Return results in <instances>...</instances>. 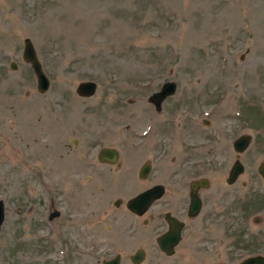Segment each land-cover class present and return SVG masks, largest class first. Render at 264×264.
<instances>
[{
    "label": "rangeland",
    "instance_id": "1",
    "mask_svg": "<svg viewBox=\"0 0 264 264\" xmlns=\"http://www.w3.org/2000/svg\"><path fill=\"white\" fill-rule=\"evenodd\" d=\"M26 37L50 80L44 93L21 57ZM86 80L95 94L77 95ZM167 80L176 92L156 108L148 96ZM189 131L208 176L219 181L238 156L245 170L231 187L264 195V0H0V264H101L115 254L134 264L137 248L139 264L264 255L259 208L236 222L243 243L227 257L220 244L183 243L167 256L155 240L161 216L148 224L151 212L125 207L148 183L138 177L145 161L151 181L176 172ZM241 134L252 139L237 155ZM103 147L118 150V163L97 160Z\"/></svg>",
    "mask_w": 264,
    "mask_h": 264
},
{
    "label": "flooded vegetation",
    "instance_id": "2",
    "mask_svg": "<svg viewBox=\"0 0 264 264\" xmlns=\"http://www.w3.org/2000/svg\"><path fill=\"white\" fill-rule=\"evenodd\" d=\"M166 98H168V96ZM164 100H162V102ZM161 103L159 105H161ZM152 104H154L156 108L160 107H158V105H156L154 102H152ZM187 136L188 143L185 146L184 154L179 161L178 169L176 170V172L173 170L174 173L173 171H166V181H164V183L163 181H151L152 179H150V177L152 176V174H154V166L149 160L145 161L139 168L140 172V169L144 164L149 165V172L146 177L142 178L140 177V175L138 176L140 180L148 182L145 187L140 190V192L154 185L161 184L164 187V193L162 194V196L159 199L155 200L141 215L130 212L128 209L127 210L136 217H143L151 212V219L149 221L148 219H146L148 221V224L150 223V221L155 220L156 216H161L163 221L162 226L164 227V229L158 234L155 240L159 250L165 255L167 254L160 249L157 239L162 234L169 232L172 225H179V240L173 246V252L171 255L175 253L176 248L180 243L184 244L186 250L192 248V244H195L203 250L209 249L212 244H220L224 249L226 256L233 257L236 246L237 248H240V245H242L243 243V241H234L235 224L238 220L247 218V216H249L248 212L250 210L259 208V211H264V195H261L259 193L251 194L254 189L253 191L249 189L250 193L244 194L231 187L239 180L238 178L241 175L240 174L232 183H229L227 181L229 172L234 162L237 159L240 160L238 156L234 159L226 174H224V176L221 175L219 181L215 180L212 176H208L205 173V170H208L209 167H205L203 165L202 158L199 156V154H197L198 147L195 145L196 142H189V140L192 139L191 137L195 136V134L193 135L189 131V133H187ZM234 140L232 141V149L237 155H239L240 153L236 152L234 149ZM175 174L176 176H178L175 177ZM242 184L245 185L246 182L242 181ZM140 192L133 196L138 195ZM161 199H164L163 205H160L162 211L155 212L154 210H152V208ZM51 205L53 206V201H51ZM53 213H56L55 208H53L48 214V218L50 220ZM254 219L255 222H262L261 218H259L258 215L255 216ZM139 249L143 250L144 252V257L142 259L143 261L145 258V250L143 248H137L133 252V254ZM133 254L129 256L130 260ZM256 254L261 253H248L247 256L243 257L241 260L248 256ZM39 259L40 264H43L42 258L39 257ZM241 260H239L235 264L239 263ZM53 263L57 264L56 261H52V264Z\"/></svg>",
    "mask_w": 264,
    "mask_h": 264
},
{
    "label": "water",
    "instance_id": "3",
    "mask_svg": "<svg viewBox=\"0 0 264 264\" xmlns=\"http://www.w3.org/2000/svg\"><path fill=\"white\" fill-rule=\"evenodd\" d=\"M21 57L24 62L29 64L31 67L35 78H36V89L40 93H44L48 90L50 86V80L46 73L43 70L42 64L37 55L36 49L32 40L29 37L23 39V50ZM10 67L12 69H16V63L11 62ZM97 89L96 82L92 80L81 81L77 84L75 88V92L77 95L82 97H90L94 95ZM176 91V83L174 81H166L162 84L161 88L158 91L153 92L148 97L149 101L154 102L158 107L159 104L164 100L167 96L173 94ZM250 134H242L235 138L233 142V146L236 152H243L251 141ZM119 153L117 149L111 147L101 148L97 154V160L101 163H109L114 164L118 163ZM149 172V165L144 164L140 169L139 175L142 178H145ZM244 172V165L240 160H236L229 172L227 181L232 183L240 174ZM257 172L259 175L264 178V160L260 162L257 167ZM164 193V187L161 184L154 185L142 192L138 195L133 196L125 202L126 208L133 213L138 215L143 214L149 206L157 199H159ZM121 200L116 199L114 204L118 206ZM59 212L56 210V213L51 215L57 216ZM5 213H4V203L3 200H0V230L1 225L4 221ZM180 226L172 225L169 232L162 234L158 237L157 242L161 250H163L167 255H171L173 252V246L179 240ZM144 257L143 250H137L132 256L131 260L134 264H139ZM102 264H120V255L117 254L109 259L102 260ZM237 264H264V255L256 254L251 255L243 260H241Z\"/></svg>",
    "mask_w": 264,
    "mask_h": 264
}]
</instances>
